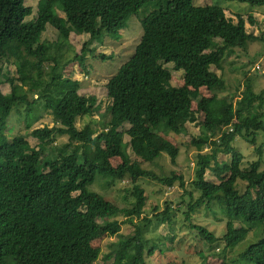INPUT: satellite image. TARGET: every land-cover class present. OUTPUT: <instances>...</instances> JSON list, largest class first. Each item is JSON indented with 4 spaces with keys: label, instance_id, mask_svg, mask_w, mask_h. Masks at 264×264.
I'll list each match as a JSON object with an SVG mask.
<instances>
[{
    "label": "trees",
    "instance_id": "trees-1",
    "mask_svg": "<svg viewBox=\"0 0 264 264\" xmlns=\"http://www.w3.org/2000/svg\"><path fill=\"white\" fill-rule=\"evenodd\" d=\"M152 1L165 4L141 22L144 32L135 55L107 83L110 105L105 114L110 119L105 130L97 134L92 121L79 128L78 119L94 117L98 106L95 97L80 93L79 80L64 74L69 65L84 67L86 62L84 52L68 56L71 32L84 31L90 40L106 34L117 41L131 15ZM226 1L264 6V0ZM221 8L196 6L194 0H40L36 17L28 20L33 10L26 0H0V64L8 60L16 73L0 76V264H94L101 252L93 242L108 235L120 237L111 242L107 255L117 258L113 264H148L147 257L163 253L165 240L157 234L161 224L175 231L176 213L191 222L202 205L215 202L228 216L225 247L215 255L226 259L227 249L246 238L249 229L243 223L264 227V143L255 148L258 158L252 161L235 144L242 138L256 146L258 134L264 133V92L246 94L249 100L257 99L253 105L240 101L235 106L218 96L227 84L223 74L212 70L223 72L224 62L236 49L246 48L257 36L248 33L241 14L236 22L220 15ZM249 22L255 24L253 15ZM48 25L57 30L56 41H41ZM164 63L183 71V86L172 84V72ZM6 84L11 87L7 94L1 90ZM202 88L213 96L198 102L197 112L205 113V120L200 135L192 140L199 154L191 186L199 196L195 199L188 191L186 211L167 205L162 211L156 207L149 217L144 215V189H128L125 198L132 200L126 206L91 190L98 174L110 182L148 177L169 188L177 183L184 188L182 174L159 176L146 170L124 154L122 145L128 136L131 149L142 160L166 153L176 164L180 149L167 136L184 134L188 120H196L193 99ZM39 101H44L55 124L31 129ZM23 114L26 133L18 131L11 138V116ZM126 124L129 128L121 131ZM63 135L79 143L78 149H49L53 138ZM29 136L39 140L38 147L30 144ZM205 146L210 151L201 153ZM220 154L231 156L225 178ZM113 158L122 162L114 167ZM209 170L219 183L206 180ZM240 184L246 187L241 189ZM238 221L240 228L235 225ZM124 224L134 232L122 235ZM191 229L206 244L220 240L203 226L192 224ZM241 260L264 264V238L248 245L238 255Z\"/></svg>",
    "mask_w": 264,
    "mask_h": 264
},
{
    "label": "rangeland",
    "instance_id": "rangeland-1",
    "mask_svg": "<svg viewBox=\"0 0 264 264\" xmlns=\"http://www.w3.org/2000/svg\"><path fill=\"white\" fill-rule=\"evenodd\" d=\"M40 0H26V5L31 7L33 14L28 20H34L38 11V3ZM165 2L152 1L144 4L140 10L131 15L127 22V27L122 29L119 34V40L115 41L106 34L90 40V35L84 31L78 30L70 34V41L73 45L71 47L68 56L77 55L84 52L86 56V62L84 67L79 63L70 65L65 75L74 77L81 82L80 93L86 97H95L96 105L98 106L94 117H85L78 119L77 126L82 128L85 124L93 122V126L97 131V134L105 130V121L110 118L106 116L105 112L110 105V100L107 97V83L112 79L119 71L120 67L128 62L135 55L136 47L139 45L143 36V27L141 22L146 19L148 15L154 11L159 10ZM196 6L204 5H219L222 10L219 9L220 15L225 18L233 17L237 22V15L241 14L247 22V31L250 34L257 36L256 39L250 41L246 48L236 49V54L228 58L223 64V72L213 67L212 70L218 75H222L226 81L227 88L223 92H218L220 98H227L233 101L235 106L242 101L246 105H253L257 103V99L249 100L246 98V94L253 93L258 95L264 92V6H251L246 3L230 2L226 0H194ZM225 9V10H224ZM61 16L65 14L58 10ZM253 15L255 24L249 22V16ZM48 29L43 33L41 41L45 39L47 41H55L58 37V33L54 30L53 26L48 25ZM86 46L85 51L83 50ZM74 66V68H73ZM172 72V84L174 86H183L185 83L183 71H175L172 63H164ZM6 74L8 76H14L15 66L13 63H9L8 60H4L0 64V76ZM2 92L5 94L11 92L9 84L1 86ZM213 93L202 88L200 95L193 99V109L196 110V120H188L187 131L184 134L173 136L169 135L167 138L177 145L180 149V155L176 164L171 162V158L166 154H151L150 161H144L137 157L130 147V139L125 136L124 143L122 145L124 154L130 157L133 161L141 163L142 167L146 170L153 171L159 176H169L173 171L178 174H182L185 178V187H181L177 183L174 187L169 188L161 184L156 180H152L148 177L132 178L130 176L124 179H116L109 181L108 178L98 174L95 182L91 186V190L100 193L107 201L115 203L118 206L129 205V200H126V195L129 194L128 189L133 187H139L144 189L147 196V201L144 207V215L154 216L155 208L159 211L166 208L167 205H172L173 208H182L186 211V204L190 202V195L188 191L194 192L195 199L199 194L193 190L191 182L195 177V169L197 167V157L199 150L192 144L193 138H197L202 129V122L205 120V113L197 112L198 102L202 99H211ZM37 104H41L39 107L34 108L35 113L32 114V119H36L31 129L50 126L52 127L55 122L51 112L46 109L44 101H39ZM11 127L13 130L10 133L12 138L18 133V131L25 134L26 129V117L25 114L18 116L12 115ZM129 128V124H126L121 131H125ZM216 139L218 136L215 137ZM30 144L33 147L39 146V140L34 137H28ZM257 145L253 146L245 139L239 138L236 141V146L244 153L247 161H252L258 158V154L255 148L264 143V133L258 134ZM63 147L65 149L75 150L78 149L79 143L71 142L69 136H57L53 138V142L50 143V148ZM210 151V146H205L201 153ZM221 164H226L222 167L224 178L229 175V169L227 164L231 161L230 155L219 156ZM122 162L121 158L111 159V163L114 167L118 166ZM264 168V165H263ZM206 180L210 182L219 183L220 180L213 171H207ZM245 184H240V188L244 189ZM128 201V202H127ZM177 227L174 231V227L168 226L167 223L161 224L157 229V234L162 236L165 243L161 245L163 253L160 251L152 257H147L148 264H167L174 262L175 264H201L206 261L207 264H255L246 260L238 261V255L245 250L248 245L257 242L261 238H264V227L262 224L256 223H243L245 227L249 229V233L246 238L233 246L229 247L226 253V259L224 255H215L216 253L223 252L225 247L224 240L222 239L227 231L228 216L222 210L220 204L215 202L211 206L202 205L195 214L192 216L191 222H186L185 217L181 213H176ZM125 217H123L124 219ZM121 219V221H124ZM199 225L207 228L213 234H215L220 240L215 244H206L207 242L196 233L197 230L191 229V225ZM236 228L242 226L241 222L235 223ZM175 226V225H174ZM191 229V230H190ZM133 228L129 224L122 225V235L127 236L132 234ZM119 236H105L101 239H97L93 242V246L100 249V257L94 264H113L117 258L109 259L107 255L111 251L110 244L113 241L119 240ZM159 237H157V241ZM216 252V253H215Z\"/></svg>",
    "mask_w": 264,
    "mask_h": 264
},
{
    "label": "clouds",
    "instance_id": "clouds-1",
    "mask_svg": "<svg viewBox=\"0 0 264 264\" xmlns=\"http://www.w3.org/2000/svg\"><path fill=\"white\" fill-rule=\"evenodd\" d=\"M50 26H51V25H50ZM47 29H48V27H47ZM53 29H54V28H53ZM54 30H55V29H54ZM56 31H57V30H56ZM57 33H58V32H57ZM89 35H90V34H89ZM45 40H46V39H45ZM55 41H56V40H55ZM79 65H80V64H79ZM69 66H70V65H69ZM69 66H68V67H69ZM68 67H67V68H68ZM67 68H66V69H67ZM73 68H74V66H73ZM66 69H65V71H66ZM65 71H64V74H65ZM66 76H67V75H66ZM69 77H70V76H69ZM72 78H74V77H72ZM76 80H77V79H76ZM36 97H37V96L35 95V98H36Z\"/></svg>",
    "mask_w": 264,
    "mask_h": 264
},
{
    "label": "crops",
    "instance_id": "crops-1",
    "mask_svg": "<svg viewBox=\"0 0 264 264\" xmlns=\"http://www.w3.org/2000/svg\"><path fill=\"white\" fill-rule=\"evenodd\" d=\"M72 33H74V31Z\"/></svg>",
    "mask_w": 264,
    "mask_h": 264
}]
</instances>
